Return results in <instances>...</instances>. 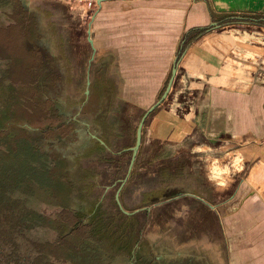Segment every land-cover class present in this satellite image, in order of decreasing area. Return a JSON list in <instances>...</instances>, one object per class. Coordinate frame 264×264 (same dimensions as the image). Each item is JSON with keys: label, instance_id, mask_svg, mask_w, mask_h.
I'll return each mask as SVG.
<instances>
[{"label": "crops", "instance_id": "0c3cea01", "mask_svg": "<svg viewBox=\"0 0 264 264\" xmlns=\"http://www.w3.org/2000/svg\"><path fill=\"white\" fill-rule=\"evenodd\" d=\"M57 1L86 3L93 12L89 26L93 39L88 72L91 89L71 122L81 141L89 138L100 143L92 137L94 133L108 145L101 144L104 149L97 156L105 160L97 157L98 168L81 184L99 190L90 193L94 204L89 216L103 218L104 205L112 201L113 217L119 214L129 222L144 220L139 226L129 224L130 231L137 233L132 253L139 254L143 244H155L165 234L171 250L188 252L191 259H210L212 264H264V0H219L217 7L224 15L218 27H209L215 21L214 12L202 0L182 6L185 10L179 25L176 0H102L101 5L98 0ZM29 3L37 18V31L50 29L46 21L50 9L38 0ZM237 15L248 19L225 20ZM255 15L261 17H252ZM237 22L255 28L233 25L225 29ZM201 28L206 31L191 33V41L182 46L185 49L173 85L148 116L130 171L129 148L135 144L141 117L167 86L170 68L172 73L179 55L180 35L184 42L192 30ZM219 28L224 30L218 32ZM70 29L64 21L57 23V50ZM92 64L96 66L93 75ZM160 92L155 102H144ZM95 93L98 101L92 108L98 110L84 115ZM97 116L104 118L103 135L97 131ZM180 136L194 140L191 148H184L187 159L183 161L189 169L182 168V155L176 153ZM225 144L227 150L219 154L217 147ZM211 151L222 158L221 166L227 161L223 157L242 155L245 174H235L223 188L213 187L205 156ZM157 158L163 172L151 168ZM164 207L170 218L167 231L155 222ZM181 218L184 238L179 240L177 236L182 234L176 221ZM150 225L155 233L151 242L145 239Z\"/></svg>", "mask_w": 264, "mask_h": 264}, {"label": "rangeland", "instance_id": "374dc122", "mask_svg": "<svg viewBox=\"0 0 264 264\" xmlns=\"http://www.w3.org/2000/svg\"><path fill=\"white\" fill-rule=\"evenodd\" d=\"M26 8L30 11V3L29 0H23ZM42 4V6L50 9L48 10L47 15L48 19L46 20L50 29L47 27H41L40 31L34 33L33 39H26L25 44L30 49H37L38 57L40 60L44 62L48 66L46 70L47 73L50 74L48 80L44 81V87L39 90L40 94L36 98L37 101L42 102V106L45 108L47 105L48 95H52L58 100L59 106L61 107L63 114V119L71 124V133L68 136L65 144L56 146L58 152H61L63 156L70 158L68 169L71 171V175L75 180V188L73 193L71 194L72 201L71 205L77 214L76 222L78 225H91L93 227V231L99 233L98 239L105 238V242L103 241V247H111L116 246L117 244H123L126 240H135L137 237L136 231H133L131 234L129 224H134L139 226L145 222L144 220H134L127 221L121 215L112 216L114 212V208L112 206V201H108L104 205V220L100 223V229H94V225L96 224L97 218L89 216V208L93 206L94 200H92V194L90 193H98L99 190L89 189L88 186L81 185L82 182H85L91 174L96 170L95 159L98 157V160L104 161V156H97L98 153L102 152V150L97 149V143L93 139L87 138L81 141L80 133L74 132L72 127L73 117L78 111L79 103L83 101L86 97V89H87V80H88V72L90 67V59L92 57V48L90 42L88 40L89 36V23L91 22L93 12L91 7L88 4L81 2H61L57 0H38ZM178 6V25L181 24L180 20L183 18L184 10L188 4L191 5L193 3H197V0H176ZM181 1H184L182 4ZM200 1V0H199ZM207 1L210 5V9L214 12L215 21L221 19L222 15L220 10H218V1L219 0H202ZM183 6V8H182ZM74 9L72 12L70 9ZM58 11L57 13H55ZM54 12V13H53ZM30 13H32L30 11ZM62 13V14H60ZM33 14V13H32ZM64 15V16H63ZM226 15V14H225ZM252 17H261L258 15ZM37 20V18H36ZM53 20L52 24H49V21ZM236 20V19H234ZM64 21L65 24H69L71 29L69 30L68 37H61L60 49L57 50V23H62ZM230 26H226L225 29H231L234 25L241 26V28H250L254 29L253 25L248 24L246 22H237L230 23ZM180 27V26H179ZM178 27V28H179ZM219 30H224V28H219ZM212 32L214 31L211 30ZM209 31V32H211ZM1 35V34H0ZM199 38V36H198ZM34 39L38 41L39 46L35 43ZM2 40L0 36V41ZM184 38L180 35L178 41V54L179 56L183 54V48L185 42H183ZM9 41V40H8ZM10 43H8L9 45ZM7 45V44H6ZM1 46V45H0ZM7 48V47H6ZM11 48V47H10ZM1 49V47H0ZM12 49V48H11ZM180 49V51H179ZM4 52V53H2ZM0 51V68L3 71H6L7 64L11 66L10 60L12 59V51L7 48L6 50ZM10 58V59H9ZM9 61L7 62V60ZM94 66L92 64V68L90 70L93 75ZM13 69V68H12ZM8 71V70H7ZM13 73V70L11 71ZM9 73V72H8ZM53 73H55V77H53ZM91 75V76H92ZM171 76V68L169 71V77ZM168 77V78H169ZM50 86V89H49ZM1 87V83H0ZM47 89L45 94H42ZM91 89V88H90ZM1 90V89H0ZM162 92L159 93L158 97L155 99L152 96L148 97L144 100L148 104L155 102ZM98 95V94H97ZM96 93L91 96V104L86 106V109L83 111L84 115L91 116L95 110L92 105L97 103L98 97ZM152 98V100H150ZM149 101V102H148ZM102 102V100H100ZM141 113L139 114L140 117ZM96 126H98V133L104 134V118L103 116H97L95 119ZM20 125L27 127L31 132L40 129L41 127L32 126L30 123L26 121H22L19 123ZM30 126V127H29ZM2 131H6L4 127H1ZM77 143L76 145H73ZM80 142V143H79ZM82 142V143H81ZM72 144V145H71ZM172 144V143H171ZM192 144H194V140H186L180 136L176 141V149L178 157L182 155V161H186V154L184 151L185 147L191 148ZM227 144L222 145L221 147H217L219 149V154L224 153V150H227L225 147ZM157 148L159 147V143L155 145ZM4 147V143L0 141V157L2 156L1 150ZM149 147V145H147ZM169 148V145L166 146ZM46 148H50L46 144ZM180 149V150H179ZM172 150V147H171ZM212 152V151H211ZM90 154V155H88ZM185 154V155H184ZM214 154L218 153H210L206 154V171L211 177L212 186L223 188L233 179L235 174L240 173L244 175V171L246 169V164L244 163V159L242 155L235 154L223 157V159H227L225 165L221 166L222 158L218 156H214ZM190 155V154H189ZM192 155V154H191ZM146 156V155H145ZM219 158V159H218ZM182 162V168L185 166L189 169V165H185V162ZM224 162V161H223ZM232 162L231 164H228ZM160 159H156V163H153L151 168H156L159 172H163V164L161 165ZM209 166V167H208ZM187 168L184 170L186 171ZM210 168V169H209ZM180 170V169H179ZM178 170V171H179ZM157 171V172H158ZM236 173H235V172ZM186 173V172H185ZM186 177V174H184ZM183 175V176H184ZM16 174L13 170V166H6L1 164L0 162V240L5 246V250L10 251L13 248L16 249V253L19 256V259L22 257H27V262L24 264H60V256L57 251L55 253L51 251L48 246V240L57 241L60 240V234L55 229L49 228L47 226L37 225L36 227L31 226L33 219L32 215L30 216V208L33 209L36 207L39 211L49 215L51 213L55 216V212H49L48 207L46 208L43 204L34 203L33 198L21 188L16 189ZM182 176V177H183ZM182 181H185L184 177ZM86 184V183H85ZM90 201V203H89ZM49 212V213H48ZM167 207L162 208L161 211H158V215L155 219L156 225L160 226L161 229L168 230V226L170 223V218L168 215ZM102 218V217H101ZM107 218V219H106ZM99 219V218H98ZM31 221V222H30ZM29 222V223H28ZM177 228L180 229L182 236L178 235V239L182 240L184 238V219H177ZM72 227V226H71ZM152 225L147 228L145 235L149 242H151L154 229H152ZM71 232V230H70ZM83 231L80 230V234ZM109 236V237H108ZM108 238V239H107ZM15 244V246H14ZM111 244V246H110ZM106 245V246H105ZM14 246V247H13ZM133 248V247H132ZM152 248V250H150ZM171 246L168 243V237L165 234H161L159 240L155 244L145 243L142 245V249L140 254L153 255L157 259L169 262V261H177L182 262L189 259L191 256L187 252L177 253L171 250ZM183 249V248H182ZM184 251V250H182ZM50 253H53L51 255ZM137 252H131L130 255L124 256L121 258L115 259L111 264H136L138 260ZM57 255L59 257H57ZM199 257V256H198ZM204 259V258H203ZM194 262L200 264H212L211 260H201V259H192ZM64 263V262H63ZM66 263V261H65Z\"/></svg>", "mask_w": 264, "mask_h": 264}, {"label": "trees", "instance_id": "16d2710c", "mask_svg": "<svg viewBox=\"0 0 264 264\" xmlns=\"http://www.w3.org/2000/svg\"><path fill=\"white\" fill-rule=\"evenodd\" d=\"M204 31V28L192 30L183 47L191 41V33L201 35ZM36 32V17L23 0H0V51L9 48L14 54L11 66L7 64L6 71L0 68V141L4 143L0 162L13 166L17 175L16 189L22 188L34 203L43 204L49 212H55L53 216L36 207L30 208L31 226H47L59 232L60 240L47 242L51 251L58 252L60 264H111L117 258L130 255L137 237L106 248L102 246L105 238L98 239L99 233L94 232L91 225L76 222L77 214L71 205L75 180L68 169L70 158L56 151V146L65 144L71 133V124L63 119L64 113L54 96L48 95L45 108L36 100L44 81L50 76L46 72L48 66L37 56V49H30L25 44L26 39H33ZM52 75L55 77L56 74ZM22 121L41 128L31 132L19 124ZM46 144L50 148H46ZM96 147L104 149L98 142ZM103 220L97 218L94 229L99 231ZM137 255L136 264H200L191 258L182 262H165L153 255Z\"/></svg>", "mask_w": 264, "mask_h": 264}, {"label": "water", "instance_id": "95a60500", "mask_svg": "<svg viewBox=\"0 0 264 264\" xmlns=\"http://www.w3.org/2000/svg\"><path fill=\"white\" fill-rule=\"evenodd\" d=\"M98 3L101 5L102 4V0H98ZM248 19L247 17L245 16H232V17H229V18H226L225 20H228V19ZM262 20H264V18H262ZM221 21H212L210 24H209V27H218L220 25ZM90 26H91V23H90ZM88 40L90 41V43H93V39L91 37V29H89V36H88ZM185 42V41H184ZM179 58L180 56L178 55L177 59L175 60L174 62V65H173V68H172V73H171V76L169 78V81L167 83V86L165 88V90L163 91L161 97L149 108L145 111V113L143 114V116L141 117L140 119V122L138 124V127H137V131H136V141H135V144L133 146H131L129 148L130 151H132V158H131V163H130V168L129 170L131 171L133 169V166H134V163L137 159V155L139 153V150H140V147L142 145V139H143V129H144V125L146 123V120L148 118V116L158 107L160 106V104L165 100V98L167 97L172 85H173V82H174V79H175V76L177 74V71H178V62H179ZM90 84H91V80L90 78H88L87 80V89H86V95L88 96L89 93H90ZM30 127V126H29ZM92 137L94 139H96L97 141L100 142V144H102L103 146L105 147H108L107 143L105 142L104 139H102L99 135L97 134H94L92 133L91 134ZM118 201H119V204L122 206V204L120 203V200H119V197H118Z\"/></svg>", "mask_w": 264, "mask_h": 264}, {"label": "flooded vegetation", "instance_id": "af4514ba", "mask_svg": "<svg viewBox=\"0 0 264 264\" xmlns=\"http://www.w3.org/2000/svg\"><path fill=\"white\" fill-rule=\"evenodd\" d=\"M34 41L38 46L40 45L38 44V41H36L35 39ZM27 260H28L27 257L26 258L22 257L21 259H19V256L17 255L15 248H13V250L10 251L5 250V246L0 240V264H24L25 262H27Z\"/></svg>", "mask_w": 264, "mask_h": 264}]
</instances>
